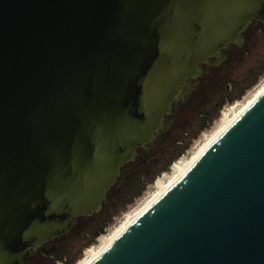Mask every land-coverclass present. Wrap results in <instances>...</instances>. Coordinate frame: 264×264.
<instances>
[{"label": "water", "instance_id": "1", "mask_svg": "<svg viewBox=\"0 0 264 264\" xmlns=\"http://www.w3.org/2000/svg\"><path fill=\"white\" fill-rule=\"evenodd\" d=\"M254 21L264 0H0V264L103 218ZM92 264H264V94Z\"/></svg>", "mask_w": 264, "mask_h": 264}, {"label": "rangeland", "instance_id": "2", "mask_svg": "<svg viewBox=\"0 0 264 264\" xmlns=\"http://www.w3.org/2000/svg\"><path fill=\"white\" fill-rule=\"evenodd\" d=\"M257 37L262 38L254 56H252V50H245L244 59L233 60L217 69L216 83L208 87V98L199 99L189 124L174 130L172 141H165L155 163L152 164L151 158L137 166L140 178L135 181L141 180L147 183L146 189L142 195L137 197L126 207L122 204L119 209L114 211H112L113 202L109 201V212H103V218H94V224L80 226V232H83L84 237L76 236L58 243L57 245L60 250H56L51 255H48L46 264H57V258L62 254L65 255L68 262L71 261V264H79L86 260L88 252L97 249L101 245L103 237L110 235V233L125 219L126 215L136 210L144 200L150 196V193L158 186V183L163 181V178L171 175L184 158H187L189 154L201 144L204 138L203 135L210 134L217 123H221L224 120L223 114L229 113L232 106L238 102L244 101L245 98L255 93L258 87L264 83V73L260 75L255 85L244 93L241 99L234 102H226L220 107L227 88L233 91L242 88L246 85L251 73L258 71L264 65V30H257ZM217 105L219 107L216 111ZM205 111L213 113L218 112V116L209 127L204 129L196 138L192 139L188 149L184 153H181L182 143L186 144L189 141V136L198 129L199 123L202 120V113ZM178 140L182 143H179ZM180 154L184 156H180ZM169 167H171L170 171L168 170ZM161 175L163 176L160 177ZM154 176L155 178L152 182L148 181ZM133 184L134 181L123 186V195H117V202L123 200V197L129 192ZM111 215H113V217L107 225V233L105 235H100L98 238L99 243L96 245L93 241L92 230L99 224L107 222Z\"/></svg>", "mask_w": 264, "mask_h": 264}, {"label": "bare ground", "instance_id": "3", "mask_svg": "<svg viewBox=\"0 0 264 264\" xmlns=\"http://www.w3.org/2000/svg\"><path fill=\"white\" fill-rule=\"evenodd\" d=\"M264 94V83L250 97L244 101L236 103L229 110V113L223 114L224 120L217 123L213 131L204 138L201 144L189 154L187 158L179 164L171 175L163 178L158 186L150 193V196L133 212L126 215L125 219L108 236L103 237L101 245L88 252L86 260L79 264H92L113 242H115L125 231H127L156 201H158L177 181H179L192 166L202 157V155L211 147V145L221 136V134L238 120L262 95ZM186 155V154H185ZM184 156V155H182ZM171 169V167H170ZM161 175L160 177H162ZM159 177V178H160ZM107 233V231H106ZM106 233L102 234L105 235Z\"/></svg>", "mask_w": 264, "mask_h": 264}, {"label": "trees", "instance_id": "4", "mask_svg": "<svg viewBox=\"0 0 264 264\" xmlns=\"http://www.w3.org/2000/svg\"><path fill=\"white\" fill-rule=\"evenodd\" d=\"M264 73V65L256 72L251 73L249 80L247 81L246 85L243 86L242 88H238L236 90H229V88H227L226 90V94L224 95L222 102L220 104V107L223 106L226 102H234L236 100L241 99L244 96V93L253 85H255V83L257 82L258 78L260 77V75H262ZM217 111V108H216ZM218 116V112H210V111H205L204 113H202V120L199 123L198 129L196 131H194L190 136H189V141L184 144L182 142H180V140H178L179 143H182V147H181V153H184L189 145L192 139L196 138L204 129H206L207 127H209L213 121L215 120V118ZM155 176L151 179H149L148 181L152 182L154 180ZM147 181V182H148ZM146 182H143L141 180L139 181H135L133 186L131 187V189L129 190V192L127 193V197L123 202V206L126 207L127 205L131 204L137 197L141 196L142 193L144 192V190L146 189ZM116 213V212H115ZM113 217V215H111L110 219L106 222V226L108 225V223L111 221V218ZM65 258V255H61L59 256L57 259L58 260H63ZM69 264H71V261L69 262Z\"/></svg>", "mask_w": 264, "mask_h": 264}, {"label": "flooded vegetation", "instance_id": "5", "mask_svg": "<svg viewBox=\"0 0 264 264\" xmlns=\"http://www.w3.org/2000/svg\"><path fill=\"white\" fill-rule=\"evenodd\" d=\"M254 24H259V25H264L262 22H259V21H254L253 23H251V25L249 26V28L252 26V25H254ZM248 30V29H247ZM246 30V31H247ZM246 31H245V33L244 34H246ZM238 47L237 46H235V45H232L231 47H229L227 50H225L224 51V55H225V52H227V51H231V50H234V49H237ZM219 64H217L216 63V61H215V59L213 58L212 59V63L211 64H202L201 65V67H202V72H203V74H202V76L203 75H205V74H208L209 72H210V69L211 68H213L214 66H218ZM202 76L199 78V83L197 84V85H194V80H192L191 82V86L194 88V90L189 94V95H187L186 97H184V98H182V99H180L179 100V102L177 103V107L175 108V111L174 112H177V108H178V106L181 104V103H183L186 99H188L189 98V96L193 93V92H195L196 90H197V88H198V86L200 85V82H201V79H202ZM219 105V104H218ZM217 105V107L216 108H218L219 106ZM174 116H175V113H174ZM174 116H172L171 117V119L173 120L174 119ZM141 151H144V150H141ZM135 164V163H134ZM133 164V165H134ZM133 165H130V164H128V165H126V167L127 168H130V170H131V168L133 167ZM135 182V181H134ZM131 189V188H130ZM111 194V193H110ZM110 194H109V197H110ZM126 197H127V193L125 194V196L123 197V200L122 201H118V202H113V209H112V211H114V210H117V209H119L120 207H121V205L123 204V202H124V200L126 199ZM109 200V199H108ZM106 224V222H103V223H101V224H99L98 226H96L93 230H92V237H93V241L95 242L99 237H100V235H102V229H106V231H107V226L105 225ZM74 228V227H73ZM72 231V230H71ZM70 231V232H71ZM77 236L78 237H84L83 236V232H78V234H77ZM64 237V236H63ZM62 237H58V238H56V239H54V240H51V241H49L48 243H47V245L45 246V252H42V253H40V254H38V255H36V256H34L33 257V259H35L36 257H38V256H40V255H46V256H48V255H51L53 252H54V250H56V248H57V242H58V240H60ZM32 259V260H33Z\"/></svg>", "mask_w": 264, "mask_h": 264}, {"label": "built area", "instance_id": "6", "mask_svg": "<svg viewBox=\"0 0 264 264\" xmlns=\"http://www.w3.org/2000/svg\"><path fill=\"white\" fill-rule=\"evenodd\" d=\"M57 264H69V262L67 258H64L63 260H58Z\"/></svg>", "mask_w": 264, "mask_h": 264}]
</instances>
